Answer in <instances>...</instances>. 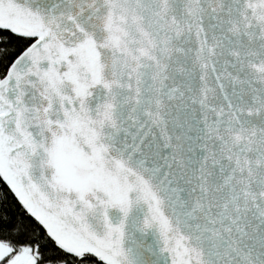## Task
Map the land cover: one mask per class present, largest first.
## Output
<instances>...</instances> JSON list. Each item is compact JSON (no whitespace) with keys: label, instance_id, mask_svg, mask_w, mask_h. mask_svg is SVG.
I'll list each match as a JSON object with an SVG mask.
<instances>
[{"label":"snow or ice","instance_id":"obj_1","mask_svg":"<svg viewBox=\"0 0 264 264\" xmlns=\"http://www.w3.org/2000/svg\"><path fill=\"white\" fill-rule=\"evenodd\" d=\"M0 264H264V0H0Z\"/></svg>","mask_w":264,"mask_h":264}]
</instances>
